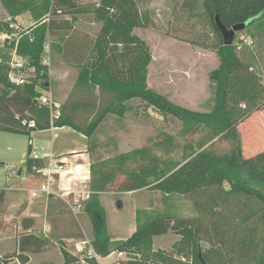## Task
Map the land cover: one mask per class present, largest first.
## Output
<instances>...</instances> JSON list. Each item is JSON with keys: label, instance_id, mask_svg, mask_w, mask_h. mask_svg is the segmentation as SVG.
<instances>
[{"label": "trees", "instance_id": "obj_1", "mask_svg": "<svg viewBox=\"0 0 264 264\" xmlns=\"http://www.w3.org/2000/svg\"><path fill=\"white\" fill-rule=\"evenodd\" d=\"M138 1L99 0L98 5L81 6L74 0H0L9 18L26 11L32 13L37 8H44L51 15L92 11L102 27L87 57L76 62L64 60L78 63L75 65L79 70L76 85L97 87L108 97V102L104 104L98 105L95 100L92 102V107L95 105L97 111L90 121L83 119V125L78 124V117L73 110L67 111L66 103H60L59 116L51 120L50 109L37 101L41 92L36 89L47 87L49 81L47 68L40 64V59L47 34L54 28V20L43 21L32 28L30 35L22 36L16 47L17 53L35 68V77L30 83L18 85L8 79L7 52L12 45H4L0 49V131L30 135L32 131L52 126H70L90 138L108 113L123 116L129 111L130 106L126 102L133 98L140 99L145 106L152 107L163 116L179 119L188 134L206 128V136L189 147L190 152L182 163L166 160L156 154L157 150L168 153L175 148L173 137L163 134L158 141L133 151L135 159L131 169L124 165L123 156L119 157L115 165L102 170L94 171L90 166L88 188L92 193L84 202L83 211L87 213L92 227L91 244L102 256L111 252L105 214L99 201L100 193L152 189L165 195L194 196L208 191L207 199L194 203L197 207L208 208L212 213L214 206L223 207L241 199L244 206L251 205L243 213V224L238 229L221 219L211 220L208 225L202 226L195 218L171 219L166 215H158L137 225L127 240L128 244L149 242L153 237L172 230L180 235L177 243L179 254L184 253L185 247L193 242L206 240L211 244L202 253L207 264H216L215 257H224L226 264H264V150L243 156L238 129L245 117L262 107L264 85L249 64L240 59L237 45H224L214 22V16L218 14L220 21L227 27L246 23L241 30H248L249 36H252V28L264 26V0H202L205 16L217 36L213 48L219 57L218 66L209 74L213 82V98L211 108L206 112L178 105L147 86L149 49L132 31L135 27L151 26V19L148 11L139 9ZM71 26L68 23L64 29L69 30ZM6 29L7 22L0 23V30ZM95 54L99 56L92 63L90 61ZM221 141L228 143L224 151H218L215 147V142ZM30 154L28 144L26 173L35 176L32 167L42 166V161L33 159ZM4 202L5 190L0 189V217L5 211ZM47 206L56 211L67 208L62 200L53 197L48 198ZM21 225L23 232L16 240V250L1 256L0 264H9L11 260L28 264V254L41 252L51 240L32 231L33 221L30 218H22ZM59 250L64 264L80 260L62 243ZM147 259L129 260L126 264H147ZM166 259L173 261L170 257ZM87 263L96 264L93 260H87Z\"/></svg>", "mask_w": 264, "mask_h": 264}, {"label": "rangeland", "instance_id": "obj_2", "mask_svg": "<svg viewBox=\"0 0 264 264\" xmlns=\"http://www.w3.org/2000/svg\"><path fill=\"white\" fill-rule=\"evenodd\" d=\"M76 1L81 6L99 4V0ZM139 8L148 11L151 19V26L135 27L132 31L147 44L149 49L147 86L178 105L194 111H209L213 98V82L209 79V74L218 66L219 57L213 48L217 36L205 16L202 0H148L140 3ZM25 13L22 18L25 26L32 25V28L42 23L48 15L44 8ZM72 15H76L80 19L82 28L90 32H99L102 27V23L95 19L92 11ZM5 18L6 15L3 14L0 3V23L10 19ZM251 31L252 36H249V31L246 29L237 31L233 43L237 45L236 51L240 59L249 64L264 85V26L252 28ZM46 42L49 45V51L47 50L45 55H54L51 67L55 65L57 72L62 75L58 78L49 75L51 98L61 104L66 103L67 111L73 110L74 114H79L77 115L78 124L83 125L85 123L81 121L83 119L87 121L88 115L97 111L95 105L92 107V102L95 100L98 105L104 104L108 102V97L106 94L103 95L97 87L76 85L79 70L74 66L61 63L57 57V50L59 51L63 42L56 38H47ZM0 49H3V46L0 45ZM90 49L88 41H85L80 48L79 56H84ZM11 53V50L7 52L9 59ZM96 56L99 55L95 54L90 62H95ZM30 72V70L23 72V76L29 78ZM86 103L88 105L84 106ZM126 103L130 106L129 111L123 116L108 113L94 134L88 138L92 144L88 152V160L84 157L72 162L86 163L89 168L92 165L94 171H98L115 165L119 157L123 156L124 165L131 169L134 167V150L156 142L163 134H167L173 137L175 148L168 153L157 150L156 154L166 160L182 163L190 152L189 147L207 134L206 128H202L195 134H188L186 127L179 119L170 115H161L152 107L145 106L138 98L128 100ZM238 129L242 138L243 156L254 155L264 150V101L260 109L253 111L239 123ZM71 132L70 126L53 131L36 130L30 135L0 131V189L5 190V211L0 217V257L16 250V240L23 232L21 220L26 217L23 211L28 202L27 196L30 197L27 188L34 183L32 178L26 176L25 168L31 135L34 145L39 146L55 140V133H65L69 137L78 136ZM215 147L218 151H224L228 143L215 142ZM19 169L23 173L17 177L12 172L16 173ZM224 187L227 185L224 184ZM151 190L142 189L135 195L107 193L99 196L110 237L109 250L123 251L120 264L143 258H148L147 264H201L199 255L202 256V253L211 245L206 240L193 242L189 247H185L182 254L178 253L177 245L180 235L172 230L153 237L149 242L136 245L128 244L127 240L137 225L146 223L158 215H166L171 219L195 218L202 226L208 225L211 220L221 219L238 229L243 224V213L251 208L250 204L244 206L241 199L235 203L225 204L223 207L214 206L212 213L208 208L197 207L194 203V201L207 199L210 193L208 191L189 196L165 195L158 190ZM35 202L36 206L33 209L35 216L27 217L33 221L32 231L35 234L47 236L51 240L41 252L28 254V264H64L59 250L60 243L73 252V255L80 254L77 241H59L53 237L54 235H46L44 232L46 221H57L54 216L67 221L70 213L68 208H63V211L49 209L43 198ZM39 205L42 207L39 208ZM80 214L83 215V212ZM82 225L85 227L83 222ZM86 225L88 226L85 227L86 235H82V238L90 239L93 235L92 227L88 222ZM134 226L135 229L132 231ZM168 257L173 261L167 260ZM111 259L107 258L103 260V263ZM214 262L226 264L224 257H215ZM9 264H19V262L11 260ZM70 264L87 263L79 260Z\"/></svg>", "mask_w": 264, "mask_h": 264}, {"label": "built area", "instance_id": "obj_3", "mask_svg": "<svg viewBox=\"0 0 264 264\" xmlns=\"http://www.w3.org/2000/svg\"><path fill=\"white\" fill-rule=\"evenodd\" d=\"M31 30L28 26H24L23 22H19L15 18H10L7 21V29L0 31V45H12L10 49L12 53L8 61L7 77L11 82L18 85L30 83L31 79L35 77L34 66L30 65L29 61L16 51L19 39L24 35H30ZM47 50L49 51V45L45 42L40 64L47 68L49 77L51 57L50 54L45 55ZM29 70L31 74L28 76L29 78H26L23 76V72H28ZM36 89L41 92L37 101L50 109L51 120L57 118L60 114V103L51 98L50 80L47 83V87H36ZM30 124L32 125V123ZM51 128L54 127L52 126ZM30 157L35 160H41V157L35 152L31 153ZM48 157V161L42 162V166L33 165L32 167V170L36 172L35 176L37 178L27 188L29 196L36 198L44 195L58 198L72 212L83 210L84 202L88 200L92 193L88 188L90 181L89 166L75 165L71 169L68 167L66 157ZM12 173L15 175L14 172ZM78 253L80 254H77V256L84 263H87V260H93L96 264H120L121 257L123 256V251H111L106 256H102L94 250L91 241L88 240H85L78 246ZM107 258L112 259L107 263H103V260Z\"/></svg>", "mask_w": 264, "mask_h": 264}, {"label": "crops", "instance_id": "obj_4", "mask_svg": "<svg viewBox=\"0 0 264 264\" xmlns=\"http://www.w3.org/2000/svg\"><path fill=\"white\" fill-rule=\"evenodd\" d=\"M74 1L77 4L79 3L76 0H74ZM147 1L148 0H139L138 6L140 3H144ZM1 6H2L3 14L6 15V18H9L8 14H7V12H6V10L2 4H1ZM140 10L143 11L142 9H140ZM25 14L26 13L24 12V13L17 15L16 17H14L19 22H23L24 26H25V21H23L22 18H23V15H25ZM50 19L54 20V23H53L54 28H53V30H51L50 33L47 34V38H50V39L56 38L58 40H61L63 42V44L65 42L64 46L61 45V47H59V51L57 50L58 59L60 60L61 63L65 64V65H71V66L76 67L75 65H77L78 63L72 64V63L66 62L64 59L65 58L67 60L68 59H70V60L76 59L79 61L85 59L87 57L88 52L86 51V54H84V56H79L80 52H81L80 48L85 41H88V44L91 47V45L93 44V41H94L96 35L98 34V32H95V31L90 32L86 29H83L82 28L83 26L80 23V19L78 17H76V15H72L69 13L59 12L55 15H51L50 13H48V15L44 21L48 22ZM7 20L8 19H6V22H7ZM68 23L71 24L72 26H71V29L66 30L64 28L68 26ZM28 27L30 29H32V25H30ZM0 31H2V30H0ZM47 38H46V40H47ZM50 57H51V62H53L54 55L53 56L51 55ZM74 62H76V61H74ZM49 75L50 76L53 75L54 78H58V76L59 77L62 76L60 74V72L59 73L57 72V68L55 65L50 67ZM93 114L88 115L89 118L87 119V121L89 119H91ZM77 115H79V114H77ZM81 115L83 116V114H81ZM75 120H77V119H75ZM67 127L68 126L54 127V128H49V130L53 131L56 129H62V128H67ZM71 133L77 134L78 136L69 137L65 133H60V134L55 133L54 134L55 140L50 141L47 144H42L39 146L34 145V141H33L32 135H31V138L29 141L31 153H33V152L37 153L41 157L42 162L48 161V159H49L48 156H51L52 158L66 157L68 160V167L71 169L74 168L75 165L88 166L86 163H74L72 161L73 160L77 161L80 158L83 159L84 157H86L88 160V156H89L88 152H89V150H91L92 144L90 143L89 139L84 134H82L81 132L72 128ZM22 173H23V171L21 169H19L15 173V175L17 177H20L22 175ZM26 176L28 177V175H26ZM29 177L32 178V181H35L37 178L36 176H29ZM140 190H142V189L133 190V191H126V192H104V193H100L99 196H101L103 194H107V193H109V194L135 195ZM27 198H28V202L24 208L23 214L26 215V217H34L35 212L33 211V209L36 206V205H34L36 203L35 201L43 198L46 200V205H47L48 204V198H50V197L41 195V196L36 197V198H30L27 196ZM41 207H42V205H39V208H41ZM45 207H47V206H45ZM69 212L70 213L68 214L67 221H62L63 218H59V216H54L55 219L57 218V221H55V222L46 221L45 225H44L45 234L46 235H54L53 237H56L57 240H59V241H61V240L68 241V242L77 241L78 246L81 245L85 240L91 241L93 238V235L91 236L90 239L89 238H87V239L82 238L83 237L82 235H86L85 229L88 227L86 225V223L87 222L90 223L87 213H85L83 210H80L77 212H72L69 210ZM81 212H83V215L80 214ZM82 222H83V224H85L86 228L84 227V225H82ZM134 229H135V226L132 229V231H134ZM71 253L73 254V252H71Z\"/></svg>", "mask_w": 264, "mask_h": 264}, {"label": "water", "instance_id": "obj_5", "mask_svg": "<svg viewBox=\"0 0 264 264\" xmlns=\"http://www.w3.org/2000/svg\"><path fill=\"white\" fill-rule=\"evenodd\" d=\"M214 22L215 26L219 30L224 45H231L233 44L234 35L237 31L241 30L246 23H239L234 24L231 27L225 26L219 19L218 14H215L214 16ZM199 260L201 261V264H207L201 255H199Z\"/></svg>", "mask_w": 264, "mask_h": 264}]
</instances>
